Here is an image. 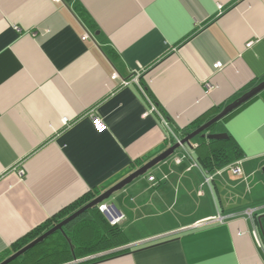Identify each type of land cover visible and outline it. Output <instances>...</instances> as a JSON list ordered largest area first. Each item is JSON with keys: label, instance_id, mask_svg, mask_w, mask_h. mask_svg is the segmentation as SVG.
Returning a JSON list of instances; mask_svg holds the SVG:
<instances>
[{"label": "crops", "instance_id": "crops-1", "mask_svg": "<svg viewBox=\"0 0 264 264\" xmlns=\"http://www.w3.org/2000/svg\"><path fill=\"white\" fill-rule=\"evenodd\" d=\"M262 80L264 0H0V259ZM213 133L238 143L242 172L208 173L196 141L199 168L177 165L179 148L103 202L126 243L86 264H264V91Z\"/></svg>", "mask_w": 264, "mask_h": 264}, {"label": "trees", "instance_id": "trees-1", "mask_svg": "<svg viewBox=\"0 0 264 264\" xmlns=\"http://www.w3.org/2000/svg\"><path fill=\"white\" fill-rule=\"evenodd\" d=\"M80 14L84 17V14L82 12H80ZM260 82L235 95L224 106L212 108L210 111L206 112L194 123L179 131L180 136L184 138L186 135L192 133L193 131L201 127L203 124L218 115L228 104L241 97L244 93L257 86ZM146 93H148V91H146ZM253 100H251L247 104H244L237 110L233 111L223 120L226 121L232 118L235 114H237L240 110H242ZM215 126L211 127L205 133L213 134ZM170 141L172 145L175 144L173 138H170ZM195 141L197 142L195 146L197 159L199 160L201 166L206 169L208 173H214L218 170L224 169L229 165H233L239 160H242L244 155L238 143L230 135L229 138L226 140H210L205 137H202V135H198L192 140V142ZM160 183L161 180H158L156 187L159 186ZM92 196V198L94 199L98 195L92 194ZM87 216L89 217V219L84 220L80 223V227L77 230L76 239L70 236V233L67 232L65 228L77 223V221H80L83 217ZM120 225L121 223L112 225L103 216V213L100 211L99 206H97L95 208L89 209L87 213L82 214L80 217L68 224L62 230L54 233L42 243H39L34 248L30 249L29 251L18 257L16 260L12 261L10 264L89 263L94 259L90 260L86 258L94 256L101 252H106L108 250L119 248L126 243V236ZM49 228V226H44L42 227V229H37V231H35L33 234V239L42 235V232L44 230H48ZM90 231L93 235L92 237H87L88 239H86L84 233L88 234ZM260 232L264 239V215L260 220ZM27 244L29 243H18L17 246L14 247V252L2 257L0 259V263L10 257L12 254L25 247Z\"/></svg>", "mask_w": 264, "mask_h": 264}, {"label": "water", "instance_id": "water-1", "mask_svg": "<svg viewBox=\"0 0 264 264\" xmlns=\"http://www.w3.org/2000/svg\"><path fill=\"white\" fill-rule=\"evenodd\" d=\"M264 91V81L260 82L257 86L253 87L251 90L244 93L241 97L233 101L232 103L228 104L218 115L213 117L211 120L203 124L201 127L193 131L192 133L186 135L180 143H175L171 147H169L166 151L159 154L154 159L150 160L148 163L134 171L132 174H130L128 177H126L124 180L120 181L104 193L100 194L98 197L93 199L90 203L83 206L76 212H74L72 215H70L68 218L39 236L37 239L33 240L29 244H27L25 247L17 251L16 253L12 254L10 257L5 259L0 264H10L12 261L16 260L18 257L29 251L30 249L34 248L39 243H42L44 240H46L48 237L53 235L54 233L62 230L67 224L87 212L89 209L95 208L102 204L103 202L109 200L111 196L125 188L127 185L131 184L135 179L146 175L151 169H153L155 166H157L159 163L166 161L168 158H170L172 155H174L175 151L178 150L181 146H188L192 147V140L198 136L202 135V137H205L210 140H226L229 138V135L227 133H213V134H207L205 133L208 131L211 127L215 126L218 122L223 120L226 116H228L233 111L237 110L244 104H247L259 94ZM264 172V168H263Z\"/></svg>", "mask_w": 264, "mask_h": 264}, {"label": "built area", "instance_id": "built-area-1", "mask_svg": "<svg viewBox=\"0 0 264 264\" xmlns=\"http://www.w3.org/2000/svg\"><path fill=\"white\" fill-rule=\"evenodd\" d=\"M220 8H221V7H220ZM89 37H90V35H89L88 32L85 33V34L83 35V39H85V40H86L87 38H89ZM249 45H250V44H249ZM223 66H224L223 63L218 62V63H216V64L213 65V68H214L215 70H219V69L223 68ZM117 77H118L117 74H115V75L113 76L114 79L117 78ZM122 83H123V85H129V84H137V85H140L139 77H138V76H135L133 79H131V80H129V81H122ZM142 89L145 91L144 88H142ZM145 93H146V92H145ZM154 111H155V106L152 105V107H151V109H150V112L152 113V112H154ZM91 118H92L97 124L100 123L98 117H97L93 112H92V114H91ZM162 121H163V123L165 124V126H166L167 128H169L168 120H167L165 117L162 118ZM170 132H171L170 136L174 139V143H180L181 140L183 139V137L178 136L176 133H174V132L171 131V130H170ZM181 148H183V151L181 152L180 155H176V156L174 155V156H175V157H174V162H175L177 165H180V164H182L183 162L189 163L191 168H193V167H199V164H198L195 160L192 159V156H191V154L189 153V151L186 149V146H181ZM229 168H230V170L232 171V173H234V174H240V173L242 172V169H241V162H240V161H238V162H236L235 164L231 165ZM20 174H21V175H24V171H20ZM166 178H167V177L165 176L164 179H166ZM164 179H163V180H164ZM149 181H150L152 184H156V183L158 182L155 176H150V177H149ZM207 182H208V180H207ZM200 195L202 196L203 193L201 192ZM99 208H100V211H101L102 213L105 214V216L107 217V219L109 220V222H110L112 225L122 223L123 220L125 219V216L122 215V214H121V215H118V216H117V214L115 215V213L111 210V207H110L108 204L102 203V204L99 205ZM253 212H254V210H248V211H247V214L252 215ZM222 221H223V218H222L221 216H218V217H214V218H212V219H209V220L206 221V222L211 223V222H222Z\"/></svg>", "mask_w": 264, "mask_h": 264}, {"label": "rangeland", "instance_id": "rangeland-1", "mask_svg": "<svg viewBox=\"0 0 264 264\" xmlns=\"http://www.w3.org/2000/svg\"><path fill=\"white\" fill-rule=\"evenodd\" d=\"M181 148V147H180ZM199 167H196V169H198ZM163 179H164V177H163ZM104 214V213H103ZM105 215V214H104ZM115 215H116V213H115ZM117 216H118V214H117Z\"/></svg>", "mask_w": 264, "mask_h": 264}]
</instances>
